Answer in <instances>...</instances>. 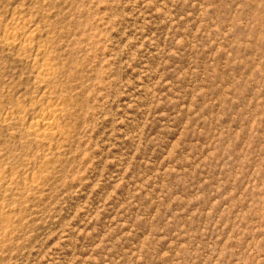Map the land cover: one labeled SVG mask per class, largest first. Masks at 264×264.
Masks as SVG:
<instances>
[{
    "label": "rangeland",
    "instance_id": "obj_1",
    "mask_svg": "<svg viewBox=\"0 0 264 264\" xmlns=\"http://www.w3.org/2000/svg\"><path fill=\"white\" fill-rule=\"evenodd\" d=\"M0 264H264V0H0Z\"/></svg>",
    "mask_w": 264,
    "mask_h": 264
},
{
    "label": "bare ground",
    "instance_id": "obj_2",
    "mask_svg": "<svg viewBox=\"0 0 264 264\" xmlns=\"http://www.w3.org/2000/svg\"><path fill=\"white\" fill-rule=\"evenodd\" d=\"M46 121H47V120H46ZM47 124H48V126H49L50 123H47ZM45 125H46V124H45ZM41 126H43V125H41ZM46 126H47V125H46ZM46 126H45V127H46ZM43 128H44V127H43ZM39 129H40V128H39Z\"/></svg>",
    "mask_w": 264,
    "mask_h": 264
}]
</instances>
